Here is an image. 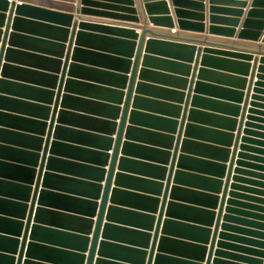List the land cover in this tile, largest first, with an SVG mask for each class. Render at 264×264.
<instances>
[{"label": "water", "instance_id": "water-1", "mask_svg": "<svg viewBox=\"0 0 264 264\" xmlns=\"http://www.w3.org/2000/svg\"><path fill=\"white\" fill-rule=\"evenodd\" d=\"M68 1L0 0V264H264V0Z\"/></svg>", "mask_w": 264, "mask_h": 264}, {"label": "crops", "instance_id": "crops-1", "mask_svg": "<svg viewBox=\"0 0 264 264\" xmlns=\"http://www.w3.org/2000/svg\"><path fill=\"white\" fill-rule=\"evenodd\" d=\"M11 1V0H10ZM51 1H55V2H63L64 4H69V1L68 0H51ZM93 1H96V2H100V3H103V4H109L111 6L113 5H122L121 2H118V0H93ZM142 1L143 0H133V3H134V7L137 11V17H138V21L136 22H130V21H123V20H115V19H112L110 17H102V16H97V15H87V14H81L78 12V10H80L82 8V2L81 0H74L72 3V5L74 6V9H73V12L71 13L73 15V18L74 20H76L78 22V20L76 19V17H79L80 19H85V20H94V21H105V22H112V23H117V24H125V25H130V26H134V30L137 34H141L142 33V29H141V26H142V23L144 22V20L146 19V14H145V11H144V8L142 6ZM236 1H243V2H246L247 5L250 3V0H236ZM203 4H204V10H203V13H204V21L203 23L205 24V28L208 27V25H210L211 23L209 22V16H211L212 14L213 15H217V16H222V17H226L228 15H224L223 14H219L218 12H215V13H212L209 8L210 6H220V7H230L228 6L227 3L225 2H210V0H203ZM248 7V6H247ZM247 7L244 10L247 9ZM91 8V7H90ZM92 8H95L97 9V7H92ZM169 8L173 10V7L171 6V2H169ZM236 8H239V7H236ZM101 10H106V11H111L109 9H111L110 7H105V8H100ZM112 12H115V11H112ZM172 16H174V13H172ZM243 19V15L239 18V20H242ZM146 24H145V27L148 29V30H151L153 31L154 33L156 34H164V35H176L182 39H193V40H202V39H205L207 37V42L208 44H213L215 43L218 44L219 46H228V44H232L233 42L232 41H235V43H233V45H236V46H242L244 48H246L245 45H242L243 44H246L248 43V41H245V40H236L232 37H225V36H220V35H215V34H208V33H200V32H195V31H190V30H179L176 26L174 27H171V28H166V27H161V26H154L152 25L151 23H148L147 22V19L145 20ZM145 36V39L148 38L147 36L149 35L148 33H145L143 34ZM202 43V42H200ZM200 43L197 44L198 47L200 48H203V45H201ZM252 43V42H249V44ZM254 44V43H252ZM142 49H143V45L141 46V50L140 52L142 53ZM140 57V55H139ZM257 57L258 55L254 54L253 55V61L250 62L251 66H250V70H249V73H248V76H247V82H246V88L245 90L243 91L244 92V95H243V101H242V104H241V112H243V115L244 117L246 116V113L243 111L245 110V108L247 109L248 108V105L247 102L250 101V94H252V86H254L256 80H258L256 78L257 74H258V71H257V67H258V63H257ZM140 58H138L137 60V66L138 64L140 63ZM197 59V57H196ZM254 59H256V61L254 62ZM140 65V64H139ZM261 74L264 75V72H261ZM263 82H264V79H261ZM258 88H261V90H264V86L262 85H259ZM257 96L255 102L258 103V105H253V108H255L256 110L258 111H255L253 112V124H259V125H262L264 126V105H261V104H264V91H256L255 93ZM244 101H245V106L243 108V104H244ZM263 112V113H261ZM245 120V118H244ZM117 121V120H116ZM253 131H258V132H263L264 133V127H260V126H255L253 125ZM114 137V135L112 136ZM253 138H258L256 137L255 135H253ZM260 140H264V139H260ZM253 146H256V145H253ZM257 147H260V148H264V146H257ZM261 156H264V154H261ZM259 164H263V163H259Z\"/></svg>", "mask_w": 264, "mask_h": 264}]
</instances>
